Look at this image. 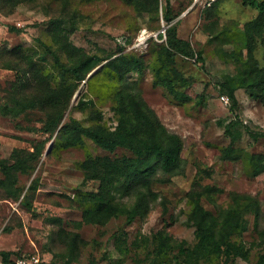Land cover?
<instances>
[{
	"label": "rangeland",
	"instance_id": "obj_1",
	"mask_svg": "<svg viewBox=\"0 0 264 264\" xmlns=\"http://www.w3.org/2000/svg\"><path fill=\"white\" fill-rule=\"evenodd\" d=\"M168 9L170 21L164 17ZM259 13V8L245 0H159V13L140 9L128 0H0V106L13 103V85L19 79L14 63L29 55L35 72L52 84L79 82L60 127L72 117L86 125L93 123L89 111L80 107L91 100L104 112V122L114 127L113 95L120 76L107 64L129 52L141 55L145 65L128 72L126 78L136 82L137 91L162 123L184 142L182 169L153 183L159 195L144 216L130 223L124 214L114 215L106 223L88 222L82 196L97 191L99 181L85 178L81 166L85 149L65 147L58 137L60 127L53 134L41 130L45 114L38 107L17 116L0 109V161L12 164L34 151L37 142L44 144L41 156L28 171L18 169L14 180L0 184V251H38L45 263L68 264L69 255L62 253L69 239L77 235L78 253L70 264H176L175 260H153L155 234L164 231L174 243L196 241V226L188 219L189 192L199 183L222 189L215 202L204 198L214 213L229 204L232 192L258 196L263 211L260 225L264 226V171L254 175L252 162L246 158L251 153L264 157V98L250 95L235 81L238 102L233 106L223 86L226 76L235 74L241 60L248 57L243 33L246 23ZM59 17L67 26H74L70 41L92 56L81 81L65 71L51 52L58 50L52 20ZM176 22L178 35L190 41L196 52H202L200 59L197 55L176 56L174 65L187 78L186 83L176 82L188 95L184 99L157 83L153 69L161 65L167 28ZM58 52L63 62L69 61L67 53ZM107 54L112 57L99 60ZM255 54L264 66V34L257 36ZM87 140L93 154L130 153L121 147L108 150ZM228 146L238 148L243 157L224 159ZM0 177H5L2 170ZM248 218L243 239L250 248V260L237 257L235 264H250L264 251L254 229V214Z\"/></svg>",
	"mask_w": 264,
	"mask_h": 264
},
{
	"label": "trees",
	"instance_id": "obj_2",
	"mask_svg": "<svg viewBox=\"0 0 264 264\" xmlns=\"http://www.w3.org/2000/svg\"><path fill=\"white\" fill-rule=\"evenodd\" d=\"M128 1L135 2L140 9L159 13V0ZM245 1L259 8L260 13L257 18L246 23V30L243 33L248 57L241 60L237 72L228 74L223 83L233 106L238 102L235 81H240L250 95L264 98V66L255 54L257 36L264 34V0ZM164 17L168 21L172 19L170 9L164 13ZM52 21V31L57 40L58 50L51 52L56 61L65 71L73 72L78 81L85 79L87 72L84 68L92 56L70 41V28H73V25L67 26L63 17L54 18ZM207 27L210 28V25ZM166 41L160 50L161 65L153 67L156 82L164 84L176 97L184 99L188 95L177 88L176 82L186 83L187 78L183 77L174 65L176 56L197 55L200 59L202 52H196L190 41L178 35L177 22L167 28ZM58 51L67 53L69 61L63 62ZM108 57H112V54L100 57L99 60ZM16 62L14 65L19 70V79L13 85V103L1 104V111L6 115L17 116L29 108L38 107L45 114L41 130L53 134L60 127L79 82L64 81L60 85L52 84L47 78L35 72L33 58L29 55ZM6 63L11 65L9 62ZM107 65L120 76L118 81L120 85L113 95L112 105L117 117L116 126L111 127L104 122V112L98 108L96 101L91 100L81 103L80 107L89 111L93 123L86 125L72 117L59 128L58 137L63 139L65 147L85 149L86 157L81 161L85 178L99 181L97 191L83 193L85 220L106 223L112 216L124 214L130 223L138 216H144L152 202L157 200L159 192L153 188V183L167 180L169 175L182 169L184 142L178 133L162 123L157 112L137 91L136 82L126 78L128 72L144 67L143 57L124 52L111 58ZM228 131L232 132L230 126ZM87 139L108 150L121 147L130 153L118 156L93 154L88 150ZM43 149L44 144L37 142L34 151H28L14 163L8 164L1 160L0 170L5 173V177H0V184L6 185L8 181L14 180V173L18 169L28 171L39 159ZM249 155H246V158L252 162L250 164L252 173L260 174L264 171V157L255 153ZM222 157L238 159L243 157V154L238 148L228 146ZM220 191L222 189L217 185L211 184L199 183L193 187L189 192L191 209L188 219L196 226V241L193 244L184 240L174 243L172 237L164 231L156 233L153 258L156 263L175 260L176 264H235L237 257L250 260V248L247 247L243 234L248 228V215L254 214V229L259 242L264 244V226L260 225L263 214L262 201L256 195L235 191L232 192L229 204L219 207L214 213L206 207L204 198L215 202V195ZM11 193L15 195L16 191L11 190ZM176 248L177 251L173 252ZM77 253L78 236L75 235L69 239L67 249L62 254L69 255L70 264ZM0 254L3 262L12 264L15 256L20 253L0 251ZM41 264L54 263L42 261ZM250 264H264V251Z\"/></svg>",
	"mask_w": 264,
	"mask_h": 264
},
{
	"label": "built area",
	"instance_id": "obj_3",
	"mask_svg": "<svg viewBox=\"0 0 264 264\" xmlns=\"http://www.w3.org/2000/svg\"><path fill=\"white\" fill-rule=\"evenodd\" d=\"M3 27V21L0 18V29ZM43 261L41 254L37 252H22L15 256L12 264H41Z\"/></svg>",
	"mask_w": 264,
	"mask_h": 264
},
{
	"label": "crops",
	"instance_id": "obj_4",
	"mask_svg": "<svg viewBox=\"0 0 264 264\" xmlns=\"http://www.w3.org/2000/svg\"><path fill=\"white\" fill-rule=\"evenodd\" d=\"M0 257H1L0 258V264H7V263L3 262L1 254H0Z\"/></svg>",
	"mask_w": 264,
	"mask_h": 264
},
{
	"label": "bare ground",
	"instance_id": "obj_5",
	"mask_svg": "<svg viewBox=\"0 0 264 264\" xmlns=\"http://www.w3.org/2000/svg\"><path fill=\"white\" fill-rule=\"evenodd\" d=\"M148 36V35H147ZM141 39H145V36H141Z\"/></svg>",
	"mask_w": 264,
	"mask_h": 264
}]
</instances>
